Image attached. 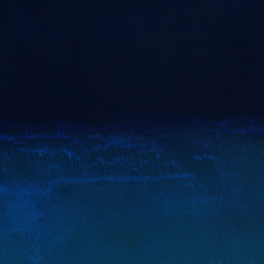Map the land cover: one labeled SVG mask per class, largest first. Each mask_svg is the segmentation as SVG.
I'll use <instances>...</instances> for the list:
<instances>
[{
	"label": "water",
	"instance_id": "water-1",
	"mask_svg": "<svg viewBox=\"0 0 264 264\" xmlns=\"http://www.w3.org/2000/svg\"><path fill=\"white\" fill-rule=\"evenodd\" d=\"M0 264H264V0H0Z\"/></svg>",
	"mask_w": 264,
	"mask_h": 264
}]
</instances>
